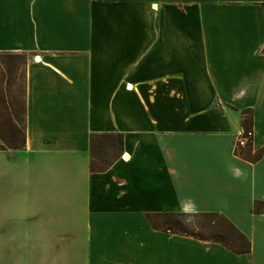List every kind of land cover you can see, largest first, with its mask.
Segmentation results:
<instances>
[{"label":"crops","instance_id":"obj_1","mask_svg":"<svg viewBox=\"0 0 264 264\" xmlns=\"http://www.w3.org/2000/svg\"><path fill=\"white\" fill-rule=\"evenodd\" d=\"M9 53L25 136L0 149V264H264V0H0ZM170 212H217L250 251L150 226Z\"/></svg>","mask_w":264,"mask_h":264},{"label":"trees","instance_id":"obj_2","mask_svg":"<svg viewBox=\"0 0 264 264\" xmlns=\"http://www.w3.org/2000/svg\"><path fill=\"white\" fill-rule=\"evenodd\" d=\"M0 149H18L24 145V101L18 102V110L13 113L5 96L3 87L4 75L0 74ZM248 121L243 120L244 131L250 129V112L246 113ZM122 146L121 134H93L90 137V161L91 171H103L119 156ZM257 159L258 154L249 156ZM204 217L209 225L210 232L202 234L198 225L185 223L183 219L177 217ZM147 220L154 229L171 232L181 235L192 236L197 239L210 240L223 245L234 253L243 254L250 251V241L248 237L239 231L225 216L217 212H199L186 214L181 212L170 213H149ZM190 222V221H186ZM192 224L194 227H192ZM217 224V225H216ZM197 230V231H194Z\"/></svg>","mask_w":264,"mask_h":264},{"label":"rangeland","instance_id":"obj_3","mask_svg":"<svg viewBox=\"0 0 264 264\" xmlns=\"http://www.w3.org/2000/svg\"><path fill=\"white\" fill-rule=\"evenodd\" d=\"M26 58V55L21 53L0 54V74L3 73L4 75L3 87L5 88V96L9 104H13L11 107L13 113L18 110V102L22 106L24 101V66ZM246 113L243 115L242 122L243 120L248 121L249 116ZM177 219H183L185 223L198 225V231L202 234L210 232L209 225L204 217H187L186 219L190 222H186L187 220L182 216L177 217ZM192 227H194L193 224Z\"/></svg>","mask_w":264,"mask_h":264},{"label":"built area","instance_id":"obj_4","mask_svg":"<svg viewBox=\"0 0 264 264\" xmlns=\"http://www.w3.org/2000/svg\"><path fill=\"white\" fill-rule=\"evenodd\" d=\"M252 131L248 129L243 131V134L236 140L235 147H243L249 143H251Z\"/></svg>","mask_w":264,"mask_h":264}]
</instances>
